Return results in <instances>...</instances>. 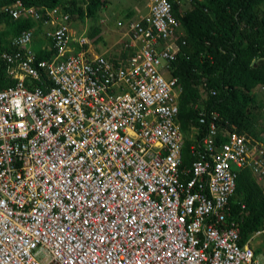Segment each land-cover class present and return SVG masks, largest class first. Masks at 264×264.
<instances>
[{
    "label": "built area",
    "instance_id": "obj_1",
    "mask_svg": "<svg viewBox=\"0 0 264 264\" xmlns=\"http://www.w3.org/2000/svg\"><path fill=\"white\" fill-rule=\"evenodd\" d=\"M71 1L4 8L40 23L53 55L36 60L31 29L0 56L12 80L0 88V264H264L252 245L264 217L241 244L244 206L230 205L239 170L264 188L263 144L222 132L198 103L207 129L182 164L169 63L184 34L171 2L117 21L127 42L113 58L88 56L83 36L71 50Z\"/></svg>",
    "mask_w": 264,
    "mask_h": 264
},
{
    "label": "trees",
    "instance_id": "obj_2",
    "mask_svg": "<svg viewBox=\"0 0 264 264\" xmlns=\"http://www.w3.org/2000/svg\"><path fill=\"white\" fill-rule=\"evenodd\" d=\"M17 1L41 12L66 2L0 0V56L15 50L11 46L13 38L41 26L31 19H13L4 10ZM168 1L184 34L178 41L180 54L169 63V76L176 79L175 86L180 89L175 120L183 136L182 164L189 166L195 159L191 151L207 129V123L198 125L193 108L198 103L203 110L219 114L222 132L237 131L264 146V136L256 130L262 104L254 93L264 86V0ZM108 2L89 0L83 9L72 0L71 7L65 11L73 23L75 15L81 20L93 18ZM52 55L48 50L35 54L37 61L49 60ZM11 83L6 75V64L0 57V88ZM200 87L206 99L200 98ZM217 141L224 142V137L218 136ZM242 204L239 230L241 243H244L260 227L264 217V188L257 185L247 169L238 171L234 196L230 200L233 210Z\"/></svg>",
    "mask_w": 264,
    "mask_h": 264
},
{
    "label": "crops",
    "instance_id": "obj_3",
    "mask_svg": "<svg viewBox=\"0 0 264 264\" xmlns=\"http://www.w3.org/2000/svg\"><path fill=\"white\" fill-rule=\"evenodd\" d=\"M146 5H147V2L145 0V5L143 6L140 13H138L137 9L134 11L128 10L127 19L133 18L134 16L137 17L138 15L144 14L146 12ZM93 28H94V32L96 35L91 37L90 40L86 38L89 44L84 46V49L87 50L88 56L106 53L107 56L118 58L119 50L122 48L121 44L127 42V40L125 41L124 39L121 38V34H120L121 30L113 29L112 25L106 22L105 19H99V26L93 27ZM33 31H34V34H33V39H32V44H31L33 52L37 54L41 51H46L49 41L46 40L44 37L43 27L41 26L37 27L33 29ZM85 31H86V34L88 35L89 29L87 28L85 29ZM80 33H78L77 35L76 32L74 31L72 32L71 46H70L71 50L77 51L78 50L77 39L81 36L85 37L84 33H81V34ZM90 42H92V44H90ZM254 247H258V246H254ZM258 249L260 252H263V249H261L260 247Z\"/></svg>",
    "mask_w": 264,
    "mask_h": 264
},
{
    "label": "rangeland",
    "instance_id": "obj_4",
    "mask_svg": "<svg viewBox=\"0 0 264 264\" xmlns=\"http://www.w3.org/2000/svg\"><path fill=\"white\" fill-rule=\"evenodd\" d=\"M144 5H145V0H109V2L103 8L97 11L96 15L93 18H87V19L84 18L83 20H81L78 17L74 18L73 23H70V33L72 35V32L74 31L78 35V33L82 31L81 33H84L85 37L90 40L91 37H93L94 35L93 27L99 26V19H105L106 22L112 25L113 29L117 30L118 27H116V22L126 21L128 10L134 11L137 9L138 13H140ZM87 28L89 29L88 35L86 34V31H85V29ZM120 34L122 38V32H120ZM90 44H92V42H90ZM31 49H32V46H31ZM254 93L257 94L258 99L260 100L262 104V109L260 113L261 115H260L256 130L258 133H260V136H264V86L260 87ZM253 140L257 141L256 139H253ZM252 245L258 246V248L260 247L261 249H263V252H264V242L261 239L254 238L252 240ZM260 262L263 263L262 260H260Z\"/></svg>",
    "mask_w": 264,
    "mask_h": 264
}]
</instances>
